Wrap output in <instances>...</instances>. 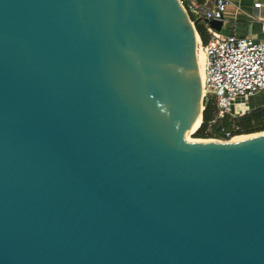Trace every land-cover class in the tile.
<instances>
[{"label": "water", "instance_id": "water-1", "mask_svg": "<svg viewBox=\"0 0 264 264\" xmlns=\"http://www.w3.org/2000/svg\"><path fill=\"white\" fill-rule=\"evenodd\" d=\"M206 63L179 0H0V264H264V132L188 137Z\"/></svg>", "mask_w": 264, "mask_h": 264}, {"label": "built area", "instance_id": "built-area-1", "mask_svg": "<svg viewBox=\"0 0 264 264\" xmlns=\"http://www.w3.org/2000/svg\"><path fill=\"white\" fill-rule=\"evenodd\" d=\"M180 4L191 24L194 25L195 19L203 22L205 27L206 43L196 32L207 57L201 75L203 100L207 97L215 99L217 121L227 116L235 118L233 110H237L242 99L264 91V0L252 2L251 10L245 9L240 0H193L187 5L181 1ZM228 12L235 25L239 19L246 20L249 25L260 23V32L246 36L221 34L222 26L228 22L225 18ZM213 21L221 23L219 31L210 27ZM219 125L221 137L212 140L225 142L237 137V125L231 129H226L220 122Z\"/></svg>", "mask_w": 264, "mask_h": 264}, {"label": "trees", "instance_id": "trees-1", "mask_svg": "<svg viewBox=\"0 0 264 264\" xmlns=\"http://www.w3.org/2000/svg\"><path fill=\"white\" fill-rule=\"evenodd\" d=\"M183 4L187 5L188 0H180ZM194 21L195 31L198 33L203 43L207 42L205 35V27L203 22L199 20ZM217 105L213 97H207L203 100L202 122L198 130L193 134L194 139H211L220 138L219 122L226 129H231L235 124L238 127L236 132L237 136L251 135L264 132V106H259L248 113L239 117H225L222 121L216 120Z\"/></svg>", "mask_w": 264, "mask_h": 264}, {"label": "rangeland", "instance_id": "rangeland-1", "mask_svg": "<svg viewBox=\"0 0 264 264\" xmlns=\"http://www.w3.org/2000/svg\"><path fill=\"white\" fill-rule=\"evenodd\" d=\"M193 0H188V2H191ZM232 15L231 12H228V14L226 15L225 18H227V20H229L227 23L224 24V26H222L220 33L221 34H230L233 29H234V24L232 23V19H231ZM259 25L255 26V30L258 32L259 28L257 27ZM241 104H238L236 106L237 110H233V113L235 114V116L239 117L242 116L246 113H248L249 111H251L252 109L259 107V106H264V91L256 96L250 97V98H244L241 101ZM196 132V131H195ZM194 134V133H193ZM190 135L189 139L190 140H195L192 136ZM211 139H216V138H211Z\"/></svg>", "mask_w": 264, "mask_h": 264}, {"label": "crops", "instance_id": "crops-1", "mask_svg": "<svg viewBox=\"0 0 264 264\" xmlns=\"http://www.w3.org/2000/svg\"><path fill=\"white\" fill-rule=\"evenodd\" d=\"M259 1V0H240V3L245 9L251 10V4L252 2ZM260 11L254 10V13H259ZM262 15V12H260V16ZM232 19V17H231ZM229 21V20H227ZM233 23V22H232ZM234 24V23H233ZM259 28L258 32L255 30V26ZM261 30V24H252L249 25L246 20L244 19H239L237 22V25L234 24V29L230 34L236 33L239 36H246V35H253V34H258ZM228 34V33H227ZM223 34V35H227Z\"/></svg>", "mask_w": 264, "mask_h": 264}, {"label": "bare ground", "instance_id": "bare-ground-1", "mask_svg": "<svg viewBox=\"0 0 264 264\" xmlns=\"http://www.w3.org/2000/svg\"><path fill=\"white\" fill-rule=\"evenodd\" d=\"M202 75V71L200 73ZM200 124H201V121H200V118L197 120V122L194 124L193 126V131L188 135V137H190V135H192L193 133H195V131L198 130V128L200 127ZM250 137L249 135L246 136V135H241V136H237L234 140H240V139H245V138H248ZM190 140V139H189ZM197 139L195 140H190V141H196Z\"/></svg>", "mask_w": 264, "mask_h": 264}]
</instances>
